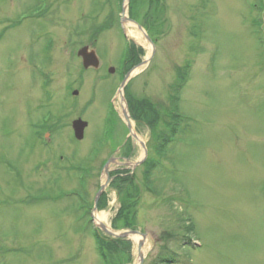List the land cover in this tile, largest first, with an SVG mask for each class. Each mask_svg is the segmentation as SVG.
I'll return each mask as SVG.
<instances>
[{
	"label": "rangeland",
	"instance_id": "obj_1",
	"mask_svg": "<svg viewBox=\"0 0 264 264\" xmlns=\"http://www.w3.org/2000/svg\"><path fill=\"white\" fill-rule=\"evenodd\" d=\"M41 1L0 0V264H103L92 232L102 214L111 231L143 235L121 238L109 264H140L138 240L141 264H264V0H143L137 15L129 0L140 43L121 25L123 0H47V15L26 17ZM106 14L112 27L96 39L88 27ZM125 39L143 50L122 88L127 112V100L148 99L163 124L178 113L160 156L131 120L145 161H158L149 176L140 143H126ZM85 45L97 68L83 70ZM109 158L119 174L93 210ZM123 199L132 225L114 227Z\"/></svg>",
	"mask_w": 264,
	"mask_h": 264
},
{
	"label": "trees",
	"instance_id": "obj_2",
	"mask_svg": "<svg viewBox=\"0 0 264 264\" xmlns=\"http://www.w3.org/2000/svg\"><path fill=\"white\" fill-rule=\"evenodd\" d=\"M131 2H132L131 12L133 11L136 14L137 7L138 6L140 7V5L143 4L144 1L143 0H131ZM148 10L149 11L145 13L144 15H147V18H151V15H154V16L158 15L160 8L154 4L152 6H148ZM105 23L106 24L102 26V28L100 27L97 28V30L94 32L96 35H99L103 29H106L109 26L108 20H106ZM144 23L145 25L149 24V22L146 20L144 21ZM142 51L143 50L140 47H137L133 43H130L127 46H125L123 54H122V60H121V67L123 66L120 69L121 71L120 73L122 74L121 77L129 69H131L133 66L139 63L138 61L140 60V55ZM173 98L175 99L173 104H176L177 97H173ZM127 102L130 103V109H131L130 114H131L132 119L135 120L137 123H143L147 127L150 128L151 136L159 141V143L155 146L156 153L159 156L163 155L165 153L166 145L168 144L169 141L173 140V136H175L178 131L177 129L178 122L176 123L178 119V113H176L174 105L172 107V110L173 111L175 110V111L174 112L170 111L171 112L170 121L169 122L165 121L163 124L161 123V120L159 119V113L156 111V105H153L152 103H150L148 99L147 100L143 99V100H139L136 102H131L127 100ZM179 120H180V117H179ZM159 128H161L163 132L158 133ZM163 148H164V151H163ZM147 160L149 161H145L144 163V165L146 166L145 174L146 176H149L150 169L152 168V166L158 163V161L157 160L155 161L152 158H148ZM120 173H124L127 175L126 171H120ZM114 174H119V172L112 173V175ZM127 178L128 180H133L132 177L127 176ZM81 179H83V176ZM83 185H84V181L82 180L81 186L83 187ZM79 198L83 206L87 204L86 203L87 199L84 194L79 193ZM103 198H104V195L101 196L98 202V207L103 206V202H104ZM132 205H133L132 202H129L128 200L123 199L121 207L120 209H118L116 216L112 221L114 227H117L120 220H122V224L126 225L127 227L132 225V220H133L132 210H131ZM85 212L86 211L83 212V215H85ZM79 216L80 214L78 215V217ZM91 221L92 220L89 219L86 223H83V226L86 227L87 224H91L92 223ZM92 232H93V237L97 245L96 251L99 255L101 262L103 264H109V259L113 251L115 249L121 248L120 243L123 242L122 239L120 238L112 239L110 237H107L103 235V233L96 228H93Z\"/></svg>",
	"mask_w": 264,
	"mask_h": 264
},
{
	"label": "water",
	"instance_id": "obj_3",
	"mask_svg": "<svg viewBox=\"0 0 264 264\" xmlns=\"http://www.w3.org/2000/svg\"><path fill=\"white\" fill-rule=\"evenodd\" d=\"M123 15H124V7H123ZM122 21H125V19L123 18ZM139 29L142 31V28L139 26ZM146 36V35H145ZM146 38L149 40V38L146 36ZM77 55L82 59V65L85 69L87 68H90V67H93V68H97L99 66V59L96 55V53L94 52V50H88V47H83L81 48L78 52H77ZM114 69L113 68H110L109 69V72L110 73H113ZM130 75V72H128L122 83H121V86H120V89H119V93L120 95H122V88L123 86L125 85L126 81H127V78L129 77ZM74 95L77 94V91H74L73 92ZM122 97V96H121ZM122 101H124L123 97H122ZM123 117H124V120L127 124V127L129 130H131V124H130V121H129V115L128 113H126V111L124 110L123 111ZM87 126V122L83 121L82 119H76L72 122V127H73V130H74V135L75 137L78 139V140H81L83 138V135H84V129L85 127ZM142 146L145 148L144 144L142 143ZM145 153H146V150H145ZM110 160L107 161L103 167V172L105 173V183L101 184L100 187H99V190L97 191L96 193V196H95V199H94V206H93V210H96V205H97V202H98V199L102 193V191L104 190V188L106 187V185L108 184L109 182V170H108V164H109ZM137 164V163H136ZM98 227L100 229H102L104 232H106L108 235H111L112 237H120V238H124V237H127L129 235H134V234H139V235H142L140 234L138 231H125V232H121V233H115V232H109L105 225L103 224H99ZM143 236V235H142ZM141 249H142V241H138V244H137V250H138V255H139V259H140V263L142 262L143 260V255L141 253Z\"/></svg>",
	"mask_w": 264,
	"mask_h": 264
},
{
	"label": "bare ground",
	"instance_id": "obj_4",
	"mask_svg": "<svg viewBox=\"0 0 264 264\" xmlns=\"http://www.w3.org/2000/svg\"><path fill=\"white\" fill-rule=\"evenodd\" d=\"M124 27H125V29L128 31L127 34H128L131 38H133L136 42H139V43H140L141 40H140V38L138 37L139 34L133 30V29L136 27V25L132 24L131 22H126V23L124 24ZM139 40H140V41H139ZM141 42H142V41H141ZM133 73H134V71H133ZM121 108H122V112L126 109L124 103L121 104ZM131 124H132V127H133V123H132V122H131ZM132 133L135 134L134 127L132 128ZM137 141H139V138L137 139ZM103 219L105 220V215H104V214H102V215H98V217L95 218V222L98 223V224H102V221H104ZM105 227H106V226H105ZM106 229H107L109 232H111L110 229H109L108 227H106ZM129 236H134V235H129ZM135 238L138 239L137 236H135ZM138 241H139V240H138Z\"/></svg>",
	"mask_w": 264,
	"mask_h": 264
},
{
	"label": "flooded vegetation",
	"instance_id": "obj_5",
	"mask_svg": "<svg viewBox=\"0 0 264 264\" xmlns=\"http://www.w3.org/2000/svg\"><path fill=\"white\" fill-rule=\"evenodd\" d=\"M46 2H47V0H42L41 1V3H39L40 5H37L36 3H34V5H32V6H34V7H32V8H28V9H26V10H24V11H27V12H32V14L31 15H25L26 17L27 16H42V15H47L48 13H47V6L45 7V5H46ZM34 11V12H33ZM27 12H25V13H27ZM17 21H19V19L17 20Z\"/></svg>",
	"mask_w": 264,
	"mask_h": 264
}]
</instances>
